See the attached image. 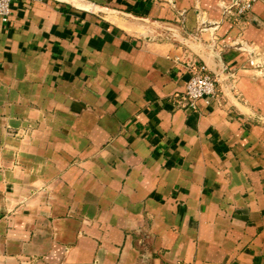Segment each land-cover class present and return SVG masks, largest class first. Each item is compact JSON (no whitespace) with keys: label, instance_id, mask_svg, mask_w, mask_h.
Returning <instances> with one entry per match:
<instances>
[{"label":"crops","instance_id":"1","mask_svg":"<svg viewBox=\"0 0 264 264\" xmlns=\"http://www.w3.org/2000/svg\"><path fill=\"white\" fill-rule=\"evenodd\" d=\"M230 1L13 0L0 264H264V74L236 49L264 51V0L242 26ZM178 38L224 80L194 110Z\"/></svg>","mask_w":264,"mask_h":264},{"label":"built area","instance_id":"2","mask_svg":"<svg viewBox=\"0 0 264 264\" xmlns=\"http://www.w3.org/2000/svg\"><path fill=\"white\" fill-rule=\"evenodd\" d=\"M257 1L232 0L227 4H223L224 19L233 26L244 25L248 21ZM12 3L13 0H0V23L4 25L10 23ZM237 47V50L248 55L251 68L264 74V51H258L245 43H237ZM186 70L189 72V80L185 87L184 97L190 109H196V104L200 99L206 97L216 98L219 95L220 87L224 82L221 76H214L204 65L196 61L187 63Z\"/></svg>","mask_w":264,"mask_h":264},{"label":"water","instance_id":"3","mask_svg":"<svg viewBox=\"0 0 264 264\" xmlns=\"http://www.w3.org/2000/svg\"><path fill=\"white\" fill-rule=\"evenodd\" d=\"M96 10L98 12H103V13H107L110 12V10L106 9V8H101V7H97L95 6ZM112 12V11H111ZM122 14L123 16L126 17H130L129 14L126 13H119ZM147 34L143 35L144 38H146ZM149 40H155L153 37H149ZM175 42L179 43L181 46L187 48L188 50H190L202 63L203 65L207 68V70L212 73L214 76H218V71L217 69H213L211 67V59H214L213 54L208 53V52H204L202 50V48H200L199 45H197L196 43L192 42L191 40L185 39V38H178L175 40ZM221 70H225L224 67L220 68Z\"/></svg>","mask_w":264,"mask_h":264}]
</instances>
